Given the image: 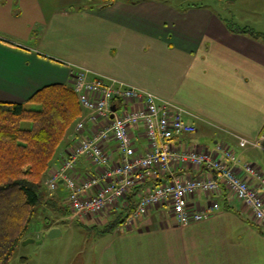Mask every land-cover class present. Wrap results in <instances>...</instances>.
I'll return each instance as SVG.
<instances>
[{"label":"crops","instance_id":"1","mask_svg":"<svg viewBox=\"0 0 264 264\" xmlns=\"http://www.w3.org/2000/svg\"><path fill=\"white\" fill-rule=\"evenodd\" d=\"M77 68L183 106L197 126L188 142L210 150L217 142L228 144L237 154L238 172L245 163L263 169L264 146L242 150L237 136L253 140L264 132V41L231 31L216 10L164 0L81 7L0 0L1 100L24 102L43 86L70 84ZM210 127L216 140L202 143L200 135L208 137ZM78 136L75 130L67 137L57 167ZM131 136L145 152L143 129ZM109 147L119 159L114 140ZM77 168L82 174L95 171L83 158ZM175 171L181 178L213 176L192 166ZM168 179L162 171L150 172L151 183ZM213 196L221 208L188 225L178 224L172 207L161 203L130 229L110 231L96 264H264V229L251 211L227 191ZM208 199L200 194L192 203Z\"/></svg>","mask_w":264,"mask_h":264},{"label":"built area","instance_id":"2","mask_svg":"<svg viewBox=\"0 0 264 264\" xmlns=\"http://www.w3.org/2000/svg\"><path fill=\"white\" fill-rule=\"evenodd\" d=\"M90 74L83 68L71 71L70 85L83 109L76 124L79 140L46 180L51 190H58L63 184L73 218H97L127 207L132 188L145 184L135 211L121 227L130 229L161 203L172 207L178 224L188 225L220 209V202L213 195L227 191L251 211L256 223L264 229L262 168L245 163L242 173L238 172L234 166L237 154L228 144L217 142L210 150L188 142L185 137L196 133L197 126L189 122L187 116L194 115L183 106L150 90ZM113 104L117 105L115 111ZM135 128H142L148 140L145 152H140L132 142ZM237 138L240 148L262 147L264 132L253 140ZM110 140L116 143L119 159L114 158ZM81 158L95 167L94 173L78 171ZM190 166L211 171L213 176L181 178L175 171ZM151 171L155 176L159 171L164 176L169 174V179L148 183ZM200 194L209 197L208 201L193 204V197Z\"/></svg>","mask_w":264,"mask_h":264},{"label":"trees","instance_id":"3","mask_svg":"<svg viewBox=\"0 0 264 264\" xmlns=\"http://www.w3.org/2000/svg\"><path fill=\"white\" fill-rule=\"evenodd\" d=\"M98 1L106 6L118 0ZM229 29L264 41V33L249 26L229 24ZM28 103L36 107H27ZM82 114L77 93L66 83L43 86L24 102L0 99V264H10L16 248L27 238L39 206L48 203L56 207L53 199L46 200L44 177L67 137L75 133ZM144 187L145 184H140L132 188L128 206L121 209L118 218L108 223L104 231L115 230L135 211ZM66 205L68 208L60 206L56 211L71 212ZM52 227L50 223L47 229Z\"/></svg>","mask_w":264,"mask_h":264},{"label":"rangeland","instance_id":"4","mask_svg":"<svg viewBox=\"0 0 264 264\" xmlns=\"http://www.w3.org/2000/svg\"><path fill=\"white\" fill-rule=\"evenodd\" d=\"M54 4H64L68 6H88L95 5L98 0H50ZM175 4L179 8L189 7L186 3L193 5L208 6L219 12L229 24L235 27L249 26L256 31L264 33V0H164ZM27 107L35 108V105L27 104ZM210 127L208 137L201 136L202 143H210L216 140L213 130ZM76 130V126L74 131ZM203 133V132H202ZM204 135V134H203ZM64 145V144H63ZM264 144L262 143V147ZM247 150V148H241ZM262 149V148H260ZM61 152H59L58 157ZM63 155V154H62ZM264 160V152L260 154ZM57 160V159H56ZM55 160V162H56ZM60 165L62 158L60 157ZM47 170L44 177L46 200L53 199L55 208L49 204L40 205L34 220L27 232V238L36 241L24 244L23 241L16 248L10 264H96V257L102 247L109 241V232L104 231L108 223L118 218L121 209H114L115 212L103 214L97 218L83 220L79 217L73 218V212L60 213L56 208L64 207L67 203V191L61 187L58 190L49 189L46 180L49 174L57 167L56 163ZM264 169V161L261 163ZM68 208V207H67ZM127 213V212H126ZM73 218V219H72ZM58 227L61 234L55 238L46 236L48 224ZM125 230L122 227L114 231Z\"/></svg>","mask_w":264,"mask_h":264},{"label":"water","instance_id":"5","mask_svg":"<svg viewBox=\"0 0 264 264\" xmlns=\"http://www.w3.org/2000/svg\"><path fill=\"white\" fill-rule=\"evenodd\" d=\"M112 109L115 111L117 109V105L116 104H113L112 105ZM61 234V230L58 228V227H52L50 228L47 233H46V236L49 237V238H55L57 237L58 235ZM36 240L33 239V238H26L23 243L24 244H27V243H30V242H35Z\"/></svg>","mask_w":264,"mask_h":264}]
</instances>
